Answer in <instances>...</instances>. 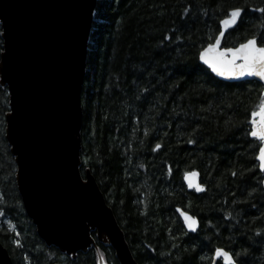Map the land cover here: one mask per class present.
Here are the masks:
<instances>
[{
  "label": "trees",
  "instance_id": "1",
  "mask_svg": "<svg viewBox=\"0 0 264 264\" xmlns=\"http://www.w3.org/2000/svg\"><path fill=\"white\" fill-rule=\"evenodd\" d=\"M232 7L244 12L222 46L253 35L259 42L264 13L255 9L264 0H97L80 171L90 170L138 264H211L216 248L241 253L238 264H264V174L254 166L259 142L248 135L263 87L221 81L198 61ZM8 113L0 83V243L13 264H97L98 254L119 264L94 232L96 246L74 259L38 237L17 190ZM192 171L201 194L183 183ZM179 210L198 220L195 233Z\"/></svg>",
  "mask_w": 264,
  "mask_h": 264
},
{
  "label": "water",
  "instance_id": "2",
  "mask_svg": "<svg viewBox=\"0 0 264 264\" xmlns=\"http://www.w3.org/2000/svg\"><path fill=\"white\" fill-rule=\"evenodd\" d=\"M96 6L97 0H0V83L9 94L5 136L24 211L47 246L74 259L96 246L94 232L98 242L113 249L119 264H138L90 170L80 171L81 94ZM236 25L225 30L219 47L224 48L226 34ZM198 61L221 81L264 86L258 77L218 76L199 55ZM184 177L187 191L204 192L202 185L201 191L189 188ZM182 212L193 216L178 211L185 231L195 233L198 220L193 231ZM218 261L223 264L219 257L211 264ZM0 264H13L1 243ZM97 264H105L100 254Z\"/></svg>",
  "mask_w": 264,
  "mask_h": 264
},
{
  "label": "snow or ice",
  "instance_id": "3",
  "mask_svg": "<svg viewBox=\"0 0 264 264\" xmlns=\"http://www.w3.org/2000/svg\"><path fill=\"white\" fill-rule=\"evenodd\" d=\"M255 11L264 13V7L256 8ZM244 8L232 7L223 19L219 21V34L215 36V42L209 43L199 52V59L207 65L212 72L225 78L238 79L244 76L258 77L264 81V33H261V40L255 35L246 39L236 47H219L221 38L225 35V30L236 25L241 18ZM168 39L167 36L164 37ZM264 87V86H262ZM248 123L251 130L248 135L259 142L258 152L255 155L260 171L264 173V91L261 92V98L256 109L251 112V118ZM192 141H189L191 143ZM159 145H157V148ZM197 173L195 171L185 173V180L189 188H195L201 191L202 187L196 183ZM187 226L195 230L196 220L194 217L181 213ZM19 244V241H16ZM241 253L232 254L220 248H216L212 259L222 258L223 264H238L236 257Z\"/></svg>",
  "mask_w": 264,
  "mask_h": 264
},
{
  "label": "bare ground",
  "instance_id": "4",
  "mask_svg": "<svg viewBox=\"0 0 264 264\" xmlns=\"http://www.w3.org/2000/svg\"><path fill=\"white\" fill-rule=\"evenodd\" d=\"M85 167V166H84Z\"/></svg>",
  "mask_w": 264,
  "mask_h": 264
}]
</instances>
